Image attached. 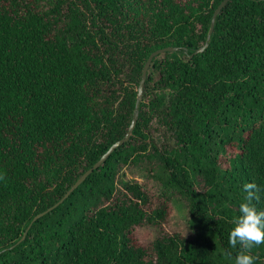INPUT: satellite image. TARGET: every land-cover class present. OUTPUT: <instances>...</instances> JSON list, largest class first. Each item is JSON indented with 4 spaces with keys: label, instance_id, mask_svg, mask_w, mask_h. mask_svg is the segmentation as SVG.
<instances>
[{
    "label": "trees",
    "instance_id": "16d2710c",
    "mask_svg": "<svg viewBox=\"0 0 264 264\" xmlns=\"http://www.w3.org/2000/svg\"><path fill=\"white\" fill-rule=\"evenodd\" d=\"M221 1L0 0V264H233L243 186L264 189V0H230L209 36ZM165 46L178 50L153 59L137 102ZM135 112L129 140L34 220ZM138 167L160 188L156 206L145 182L119 178ZM170 194L190 235L137 243ZM252 254L264 264V244Z\"/></svg>",
    "mask_w": 264,
    "mask_h": 264
},
{
    "label": "clouds",
    "instance_id": "9594fccd",
    "mask_svg": "<svg viewBox=\"0 0 264 264\" xmlns=\"http://www.w3.org/2000/svg\"><path fill=\"white\" fill-rule=\"evenodd\" d=\"M0 179L4 177L0 175ZM243 190L247 195L239 206V216L233 219L234 227L230 231L228 243L233 249L239 246L233 264H254L252 249L264 244V210H258L254 201L260 200L264 189L255 182H249L244 184Z\"/></svg>",
    "mask_w": 264,
    "mask_h": 264
},
{
    "label": "rangeland",
    "instance_id": "374dc122",
    "mask_svg": "<svg viewBox=\"0 0 264 264\" xmlns=\"http://www.w3.org/2000/svg\"><path fill=\"white\" fill-rule=\"evenodd\" d=\"M138 90V86H137ZM119 178L126 180L130 178L138 179L141 182H145L150 194L152 195L153 205H158L164 200L160 195V188L156 181L148 177L147 171L142 167L134 169L123 168V173ZM168 204V215L161 224H144L139 228H136L132 233L134 240L142 245H148L156 236L161 232H174L179 231L185 235H190V230L187 225V211L186 205L181 198L170 194V200Z\"/></svg>",
    "mask_w": 264,
    "mask_h": 264
},
{
    "label": "water",
    "instance_id": "95a60500",
    "mask_svg": "<svg viewBox=\"0 0 264 264\" xmlns=\"http://www.w3.org/2000/svg\"><path fill=\"white\" fill-rule=\"evenodd\" d=\"M230 0H222L221 3L218 5V7L216 8V10L214 11L213 14V19H212V24H211V28L209 31V36L213 31L214 28V20L216 19L217 15L220 13V11L222 10V8L229 2ZM208 42H206L203 46L197 48L194 53H198V52H202L204 50L205 47H207ZM178 50V47L176 46H165V47H161L158 48L156 50H154L153 52H151V54L148 56L145 65L143 67L142 70V74H141V80L140 83L138 85V90H137V102H139L142 97H143V91H144V85H145V81L147 78V72L148 69L153 61L154 58H156L157 56L168 52V51H176ZM137 122V112H135V116L133 117V120L128 128V131L126 132V134L120 138L119 140L115 141L109 148L108 150L101 156V158L91 167L89 168L87 171H85L79 178L78 180L71 186V188L67 191V193L64 195V197L57 202L56 204H54V206H51L48 210L41 212L39 214H37L34 217V220H36L37 218H39L40 216H42L43 214H45L47 211L51 210L52 208H54L55 206H57L60 202L63 201L64 198L68 197L76 187H78V185L83 182L86 177L97 167H99L109 156L110 154L116 150L118 147H120L121 145H123L125 142H127L135 128ZM25 234L23 235L24 238Z\"/></svg>",
    "mask_w": 264,
    "mask_h": 264
}]
</instances>
